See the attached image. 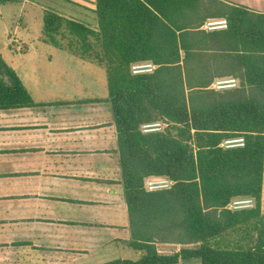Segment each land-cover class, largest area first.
<instances>
[{"label":"trees","instance_id":"trees-1","mask_svg":"<svg viewBox=\"0 0 264 264\" xmlns=\"http://www.w3.org/2000/svg\"><path fill=\"white\" fill-rule=\"evenodd\" d=\"M97 2L98 31L49 10L43 40L107 70L109 95L98 101L110 104L117 130L129 246L143 254L103 264H264V13L217 0ZM221 18L226 31L203 29ZM143 62L157 68L134 74ZM228 77L239 87L212 88ZM34 104L0 53V109ZM156 122L167 126L143 132ZM239 137L244 147H222ZM151 177L175 183L148 191ZM246 198L253 208H230ZM161 244L180 249L163 254Z\"/></svg>","mask_w":264,"mask_h":264},{"label":"crops","instance_id":"crops-1","mask_svg":"<svg viewBox=\"0 0 264 264\" xmlns=\"http://www.w3.org/2000/svg\"><path fill=\"white\" fill-rule=\"evenodd\" d=\"M217 1L224 9L236 6L264 13V0ZM20 3L30 8L33 20L40 15L44 21L50 10L96 31L100 28L97 0ZM43 35L38 40L48 44ZM55 47L60 50L58 60L51 56L42 63L32 57L23 65L11 53L10 61L4 59L35 104L0 109V264L138 260L143 253L129 246L116 126L110 104L98 101L109 95L107 70ZM10 48L30 52L17 40ZM164 245L171 244L158 246L163 254L179 250L162 252Z\"/></svg>","mask_w":264,"mask_h":264},{"label":"rangeland","instance_id":"rangeland-1","mask_svg":"<svg viewBox=\"0 0 264 264\" xmlns=\"http://www.w3.org/2000/svg\"><path fill=\"white\" fill-rule=\"evenodd\" d=\"M47 8L51 9L50 6H47ZM43 26V18L40 20L39 15L36 17V20H33L30 8H23L20 2H10L0 6V51L4 55V59L10 61L11 53L15 55L14 57L22 62L23 65H25V62H23L24 59V61H27V59L32 57H37L39 62L42 63H45V60L51 56L58 60L60 57V50L58 51L51 43L47 44L38 40L39 36L43 33ZM15 40H17L18 44L22 43L23 45L29 46L30 52L26 54L17 53L10 48L12 42ZM62 43L67 46L68 41L63 40ZM58 63H61V61ZM228 237L234 238L236 235L231 233ZM160 248L162 252H171L180 249V246L164 245L160 246Z\"/></svg>","mask_w":264,"mask_h":264},{"label":"built area","instance_id":"built-area-1","mask_svg":"<svg viewBox=\"0 0 264 264\" xmlns=\"http://www.w3.org/2000/svg\"><path fill=\"white\" fill-rule=\"evenodd\" d=\"M228 20L225 18L221 19H210L208 20L203 29L205 30H216V29H226L228 28ZM157 66L151 62H143V63H135L132 65V72L134 74H144L153 72ZM239 86V81L236 78L228 77V78H220L217 79L212 88L215 90H228L234 89ZM166 124L161 122L144 124L142 126V130L145 133L149 132H160L166 128ZM245 146V139L243 137L228 139L222 143V147L231 149V148H239ZM174 181L165 178V177H151L146 181V189L148 191H158L169 189L174 185ZM255 206V202L251 198L239 199L232 202L230 208L233 210H241L246 208H253Z\"/></svg>","mask_w":264,"mask_h":264}]
</instances>
